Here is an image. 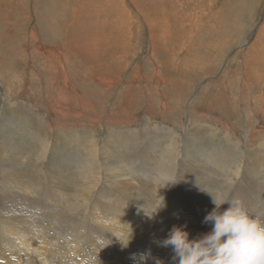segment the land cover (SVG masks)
<instances>
[{
	"label": "rangeland",
	"instance_id": "obj_1",
	"mask_svg": "<svg viewBox=\"0 0 264 264\" xmlns=\"http://www.w3.org/2000/svg\"><path fill=\"white\" fill-rule=\"evenodd\" d=\"M0 187V264H156L142 213L193 239L212 194L264 218V0H0Z\"/></svg>",
	"mask_w": 264,
	"mask_h": 264
},
{
	"label": "clouds",
	"instance_id": "obj_2",
	"mask_svg": "<svg viewBox=\"0 0 264 264\" xmlns=\"http://www.w3.org/2000/svg\"><path fill=\"white\" fill-rule=\"evenodd\" d=\"M212 203L215 207L203 221L211 225L210 231L189 239L188 232L174 227L162 242L171 246L175 264H264V218L252 214L235 198L212 194ZM118 239L122 247H128L132 229L127 237ZM150 257L147 251L133 253L130 259L133 264H147Z\"/></svg>",
	"mask_w": 264,
	"mask_h": 264
},
{
	"label": "bare ground",
	"instance_id": "obj_3",
	"mask_svg": "<svg viewBox=\"0 0 264 264\" xmlns=\"http://www.w3.org/2000/svg\"><path fill=\"white\" fill-rule=\"evenodd\" d=\"M78 1H80V0H78ZM88 1V0H87ZM138 1V0H137ZM168 1V0H167ZM89 2H90V0H89ZM82 3V2H81ZM168 4V3H167ZM96 5V4H95ZM99 5V4H98ZM122 8V7H121ZM169 13H171V12H169ZM121 16V15H120ZM119 16V17H120ZM123 24V23H122ZM163 24V23H162ZM164 26V25H163ZM159 27V26H158ZM162 30H164V29H162ZM157 31V30H156ZM156 33V32H155ZM154 33V34H155ZM157 34V33H156ZM157 36V35H156ZM153 37H155V36H153ZM157 38V37H156ZM37 39V38H36ZM155 40V39H154ZM37 42V41H36ZM154 43V42H153ZM40 45V44H39ZM155 47V46H154ZM43 48V52L46 54V55H48V56H50V57H48V58H46V61L47 62H49V60L53 57V54L55 53H53L52 54V49L50 50L49 48H46V46H44V47H42ZM86 51V50H85ZM54 58V57H53ZM51 61V60H50ZM79 101V100H78ZM82 101H84V100H82ZM80 102V101H79ZM71 113H73L72 111H71ZM70 114V113H69ZM67 116V115H66ZM4 131H2L1 133H3ZM42 142H43V140H41ZM86 147H88V146H86ZM88 149V148H87ZM48 150L47 149H42V153H43V155H42V158L45 160L47 157L45 156V153L47 152ZM239 151H241V155H242V157L245 155V152H243V149H241V146L239 145V146H237V145H234L233 146V152H235V153H237V152H239ZM42 161V160H41ZM237 161V160H236ZM50 163V162H49ZM100 164H102V162H100ZM238 162H235L234 163V165L237 167L238 165ZM3 168H4V166H2ZM262 168V167H261ZM2 169V168H1ZM238 169V168H237ZM89 170L92 172L93 170H94V168H93V165H91L90 167H89ZM239 170L240 169H238V171H237V174L239 173ZM119 171V170H118ZM124 172V171H123ZM163 176L165 177V178H167V180L169 181V184H168V182L166 183L167 185H168V187H170V185H172L171 184V182H173L174 181V179H175V174L174 173H171L170 172V169H165L164 171H163ZM77 176V175H76ZM80 178H81V180H82V176H80ZM89 178V176H87L86 177V179H88ZM85 179V180H86ZM19 180V179H18ZM8 180H5L4 181V183H7L8 184V182H7ZM14 181V180H13ZM11 182V181H10ZM45 183L47 182L46 180L44 181ZM14 183V182H13ZM48 183V182H47ZM165 183V182H164ZM19 185L18 186H22V184H20V183H18ZM91 184H92V182H91V178H89V181H88V183H85V181H84V191L85 192H91V191H93V188H94V186L92 187L91 186ZM2 185V184H1ZM12 185V184H11ZM93 185V184H92ZM4 185H2L1 187H2V190H3V192H1L2 193V195H4L6 192L5 191H7V190H9V189H7V188H9V187H7L6 188V186L7 185H5V187H3ZM13 186V185H12ZM30 186V187H29ZM29 186H27L26 188V191H28L29 193H31L32 194V196L33 195H38L39 196V193L40 192H38V188L37 189H34L30 184H29ZM43 186V185H42ZM0 187V188H1ZM14 187V186H13ZM16 187V186H15ZM4 188H6V190L4 191ZM22 188V187H21ZM47 188L49 189V183H48V185H47ZM46 188V189H47ZM44 189V188H43ZM42 189V190H43ZM15 190V189H14ZM39 190H41L40 189V187H39ZM50 190V189H49ZM48 190V193H49V200H47V198H46V200L44 199V203H42L40 206L42 207V208H46L47 210H49L48 209V207H45V204H54V205H56V204H59V206L62 204V203H64L65 202V200L63 201L62 199H55L52 195H51V193H50V191ZM1 191V190H0ZM17 191H18V189H17ZM19 191H23V190H19ZM26 191H25V193H26ZM45 191V189L43 190V192ZM83 191V190H82ZM29 193H28V195H29ZM47 193H45L44 194V196L46 195ZM82 194V193H81ZM86 194V193H85ZM89 194V193H88ZM137 194V193H136ZM1 195V196H2ZM31 196V197H32ZM43 196V195H42ZM162 196V195H161ZM244 196V195H243ZM78 198V197H77ZM166 198H167V196H166ZM246 198V197H245ZM1 199V198H0ZM24 199V198H23ZM247 199V198H246ZM2 200V199H1ZM87 200V199H86ZM166 200V199H165ZM238 200L248 209L249 207H250V203L248 204L245 200H243V198L242 197H239L238 198ZM41 202H43V201H41ZM1 203V202H0ZM64 207V206H63ZM85 207H87V206H85ZM151 207V206H150ZM81 209L82 211H84V208L82 207V206H80L79 205V203H74V205H73V208H72V210H77V209ZM90 208V207H89ZM44 210V209H43ZM68 210V209H67ZM24 211V210H23ZM35 213V212H34ZM36 215V214H35ZM35 215H34V217H35ZM140 215H141V213H140ZM142 215L144 216V221L142 220V221H140V225L139 224H137V228H136V232H137V234H135L134 233V242L136 243L138 240L137 239H141L147 232L149 233V235H147V237H149L151 240H152V243H154V244H156V245H163L162 244V242L166 239V237L164 236V231L165 230H172L171 228H170V226H167V225H163V226H161V225H158V224H156V223H154L153 221H152V223L150 224V225H146V220L151 216V213H146L145 211L142 213ZM19 218V217H18ZM147 218V219H146ZM171 218H173V217H171ZM158 219L159 220H163L161 217H158ZM45 220V219H44ZM157 220V219H156ZM19 221H23L22 220V218H19L18 219V221L17 222H19ZM165 224H166V222H165ZM170 225H172V223L170 224ZM134 229V228H133ZM162 229V230H161ZM1 230H2V235L0 236V238H2L3 239V241L4 240H6V237H8V238H11V240H13V242L15 241V240H17V238L19 237V235H21V234H19V231H17V230H15L12 226H7V227H2L1 228ZM33 230V236H35L36 237V239H38V240H42L45 236H49L47 233H46V229H44L43 227H40V229H37V230H34V229H32ZM208 230H210V228L208 229ZM1 233V232H0ZM145 233V234H144ZM170 233V232H169ZM168 235H170V234H168ZM22 236V235H21ZM33 236L32 237H30L29 239H31V238H33ZM145 243H147V242H145ZM28 245L29 246H32L31 245V242H30V240H29V242H28ZM0 246L1 247H5V244L3 243V242H1L0 241ZM159 247V246H158ZM158 247H156V246H153V249L156 251L155 253H158V252H160V253H162V252H165V254L163 255V257H162V259H161V261H158L157 260V262H159V264H173L174 263V261H173V255H174V253H173V250H172V248H171V246H169V247H165V246H162V247H160V248H158ZM1 249H3V248H1ZM162 251V252H161ZM115 254L113 253V256H114ZM155 255V254H154ZM154 257V256H153ZM100 258V257H99ZM155 258V257H154ZM157 258V257H156ZM160 258V257H159ZM100 260H101V258H100ZM102 261V260H101ZM98 262H99V260H98ZM103 262V261H102ZM151 262V261H150ZM154 263V262H153ZM43 264H52V260H49L47 257L46 258H44V263ZM150 264V263H149ZM157 264V263H156Z\"/></svg>",
	"mask_w": 264,
	"mask_h": 264
}]
</instances>
